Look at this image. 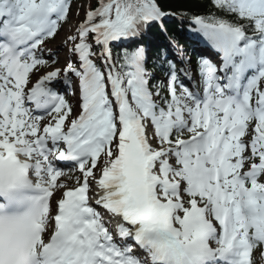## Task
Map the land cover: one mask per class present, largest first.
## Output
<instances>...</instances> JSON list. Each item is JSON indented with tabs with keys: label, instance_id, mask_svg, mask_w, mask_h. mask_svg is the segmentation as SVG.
<instances>
[{
	"label": "snow or ice",
	"instance_id": "1",
	"mask_svg": "<svg viewBox=\"0 0 264 264\" xmlns=\"http://www.w3.org/2000/svg\"><path fill=\"white\" fill-rule=\"evenodd\" d=\"M71 3L0 0V264H264V0H210L215 61L165 53L159 83L157 0H95L55 67Z\"/></svg>",
	"mask_w": 264,
	"mask_h": 264
},
{
	"label": "trees",
	"instance_id": "2",
	"mask_svg": "<svg viewBox=\"0 0 264 264\" xmlns=\"http://www.w3.org/2000/svg\"><path fill=\"white\" fill-rule=\"evenodd\" d=\"M82 1L85 2L86 0H72L73 4H81ZM157 3L162 12L165 13L163 21L166 29V37L161 34L157 24L154 23L140 43L145 45L148 49L147 55L151 56V58L148 59V69L159 76L163 73L159 65L164 63V54L169 52L167 53L169 58L173 57V49L168 43L172 41L174 44L179 45L183 55H186V51H194L192 47L195 46V44L190 36V30L195 27L193 17L197 15H207L209 12H214L216 10L212 8L210 0H157ZM90 6H95V0L87 2L86 11L89 10ZM67 21L65 23H67ZM150 38L151 40H149ZM152 41L160 43L162 46L156 48L152 45ZM112 51L113 54L116 55L117 53H121L122 47L114 46L112 47ZM186 56H190V54ZM193 58L198 59L197 52L193 54ZM165 67H167L166 64ZM153 83L159 82L154 79ZM258 257L259 253L256 256V260Z\"/></svg>",
	"mask_w": 264,
	"mask_h": 264
},
{
	"label": "rangeland",
	"instance_id": "3",
	"mask_svg": "<svg viewBox=\"0 0 264 264\" xmlns=\"http://www.w3.org/2000/svg\"><path fill=\"white\" fill-rule=\"evenodd\" d=\"M91 1V0H86L85 2L82 1V3H77V5H74V7L71 10V14H70V23L63 29L62 32H58V34L55 36V38L50 39L49 41H47V49H49L50 51H45L43 53V56L45 59H55L57 61V63L54 65L55 67H64L67 63L68 60V55H69V51H68V47L65 46L64 41L65 38L68 35H71L76 27L82 23L85 19V13H86V5L87 2ZM60 58V59H59ZM51 70L49 69H41L40 72L36 73L35 76L33 77V79H35L36 77H38L39 75L43 74L44 71H49ZM76 78L73 77L71 80V86L72 89H75V91L77 90V81L75 80ZM162 79V78H161ZM163 80H165L163 78ZM194 83V82H193ZM63 87V84H62ZM63 92H66L65 89L62 90ZM78 100V95L75 97ZM76 110H77V104L78 101H76ZM68 176H72L75 177L77 175H79V173L77 171L72 172L70 175L67 174ZM62 180L65 179V177L61 178ZM69 184V187H73L75 186L74 181L73 180H69L67 181ZM59 197V193L56 194Z\"/></svg>",
	"mask_w": 264,
	"mask_h": 264
},
{
	"label": "bare ground",
	"instance_id": "4",
	"mask_svg": "<svg viewBox=\"0 0 264 264\" xmlns=\"http://www.w3.org/2000/svg\"><path fill=\"white\" fill-rule=\"evenodd\" d=\"M189 81V80H188ZM101 211H103V210H101Z\"/></svg>",
	"mask_w": 264,
	"mask_h": 264
}]
</instances>
